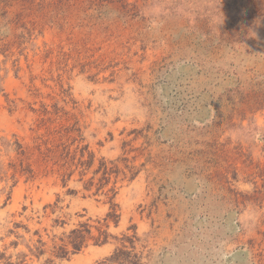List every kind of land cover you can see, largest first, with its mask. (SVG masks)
Returning a JSON list of instances; mask_svg holds the SVG:
<instances>
[{
    "label": "rangeland",
    "instance_id": "374dc122",
    "mask_svg": "<svg viewBox=\"0 0 264 264\" xmlns=\"http://www.w3.org/2000/svg\"><path fill=\"white\" fill-rule=\"evenodd\" d=\"M122 247L264 264V0H0V264Z\"/></svg>",
    "mask_w": 264,
    "mask_h": 264
},
{
    "label": "trees",
    "instance_id": "16d2710c",
    "mask_svg": "<svg viewBox=\"0 0 264 264\" xmlns=\"http://www.w3.org/2000/svg\"><path fill=\"white\" fill-rule=\"evenodd\" d=\"M48 152L51 151V149L47 150ZM66 163V162H65ZM86 232L89 233V230H86ZM103 234V239L101 242H105L107 239V234L105 232ZM124 239L128 240L130 243H133L134 239H136L135 235L132 236H126ZM85 240V235L83 233V230L80 229H73L70 232L69 236V243L73 246V249L79 250L82 243ZM122 248H116L114 252L108 256L105 257L103 260L97 262V264H123V263H131V264H137L139 261V256H137L136 253H131V251H127ZM132 248L133 245H132ZM60 256H65L67 254V251L65 249V246H60Z\"/></svg>",
    "mask_w": 264,
    "mask_h": 264
}]
</instances>
